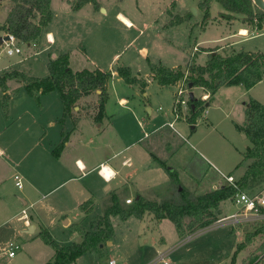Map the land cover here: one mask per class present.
Wrapping results in <instances>:
<instances>
[{
  "label": "crops",
  "instance_id": "1",
  "mask_svg": "<svg viewBox=\"0 0 264 264\" xmlns=\"http://www.w3.org/2000/svg\"><path fill=\"white\" fill-rule=\"evenodd\" d=\"M73 1L58 0L59 4L55 5V0H52L53 18L45 29L43 36L37 41L24 43V52L23 54H18L17 58L2 59L0 61V76L17 70L33 77H47L50 74L49 61L61 54L68 53L70 67L74 71L99 67L105 71L112 72L113 75L108 85L109 97L105 105V116L101 122L95 119L98 112L99 91L79 99L72 114L68 115L63 127L59 119L63 116L64 104L58 91L40 93L38 99H36L28 94L24 82L18 79L7 80V91H4L0 86V257L8 255L7 246L10 242H16L22 248L21 242L17 239L23 233H29L31 238L24 243L23 248L29 247V251H31V254L33 253L30 258L36 264H47L55 256V250L51 248V245L39 242L37 246L38 253L36 254H34L33 248L31 249L32 240L41 236L40 232L42 229L47 228L58 243L71 244L78 241V238L82 240V236L72 227V224H78L86 231L91 230L93 221L103 213L105 205L109 203L112 194H118L122 201L125 198L134 199L139 195L148 200H154L146 197V192L160 188H155L157 183L152 181L154 180L152 175L157 172V167L161 165L153 158V154L159 160L165 162L167 166L171 165V161L176 160L177 166L172 168L178 171L182 183L195 194H204L227 185V183L229 184L228 180L227 182L222 181L220 185L216 184L218 180L213 176V172L224 174L221 161L205 157L210 163V166H207L208 169H205L202 162L199 161V164L196 159H190L191 164L185 163V157L189 153H186L187 148L181 142L176 147L174 143L166 144L169 149L166 159H162L160 157L162 155L159 156L158 152L151 146L150 143L153 142L149 140L151 135L156 134L155 136L159 140H163L172 133V130H175L178 134L176 120L187 121V117L171 121L165 120L159 124L157 123L158 120H156L158 117L153 119L150 117L155 124L153 129L148 133L146 132L144 137L129 139L131 135H128V132L133 126L132 121H134V118L137 119V123L141 121L139 120L136 107L134 111L129 106L131 100L129 97L127 98V93L119 91L115 95L113 94V82L115 79L117 82H123L127 88L135 92V94L132 93L131 95H142L146 98L147 103L150 104L151 93L149 90L154 83H158L161 89L176 87L178 90L182 80L175 85L159 84L153 77L149 61L170 68L186 67L191 60H195L197 64L204 65L209 58V53L208 51H203L202 48L219 47V51L227 48L237 51L244 50L241 46L243 41L251 37L264 35V22H262L261 28H258L246 23L244 15L231 14V16H226L223 14L226 13L224 8L215 1L211 7V15L204 23V12L198 4L194 6V12L190 10L183 11L178 9L179 3H177V0H173L165 6V10L163 9L167 13L165 12L166 16L160 22V27H158L157 23L162 16L160 14L153 16L154 23L150 24L154 28L153 42H156L155 48H158L157 51L146 45L149 42L146 41V44L143 43L140 47L136 46L131 53L128 46L134 43L135 40L139 42L136 37L137 39L133 38L124 47L108 50V56L104 58L106 54L102 50L99 51L100 47L93 49L89 42L84 44L83 41L86 39L79 34H76V40L69 45V36L73 32L76 33L79 27L86 28L88 22H92L93 27L96 28L109 22V18H114L113 20L119 22V25L126 30L134 28L138 31L140 24L143 27H147L148 24L139 16L118 9L114 4L108 8L103 2L98 0L99 8H96L92 3H87L80 9L75 10ZM171 4L174 5L173 9L169 8ZM10 8L11 3L9 0H0V26L6 21ZM138 8L141 9L140 6ZM99 13L101 16L98 15ZM189 13H192L190 19L180 24H170L174 16L185 17ZM212 27L218 30L215 37L209 39L200 38L202 34ZM109 28L110 32L119 29L117 24L111 26V23ZM242 30H247L248 33L241 34ZM140 31L142 33V30ZM253 31L254 34L250 35ZM5 34V30L0 29V37ZM95 40H98L99 46L101 44L109 45L108 41H115L111 37ZM247 51L262 50L250 49ZM99 53L101 57H99ZM201 55H204L202 62L198 61ZM125 57L130 58V62L124 61L126 65L124 63L120 64L119 61ZM30 58L41 61L39 69H36V65L32 66L25 63ZM106 59L108 60V63L106 62L108 67H105V63H103V60L106 61ZM118 66H129L136 77L147 80L145 92H142L139 83H126L117 73ZM263 83L264 78L251 88L235 85L241 89V95L246 97L243 102L244 114L251 98L264 104V95L262 93H254L255 89H258ZM225 87L231 86H223L215 93L214 101L216 103H219V100H216L217 95ZM198 90L200 91L199 95L196 94ZM176 91H174V97ZM193 92L198 98H209V94L202 87H196ZM6 95L10 98L8 119L5 118L2 105V100ZM114 105L119 109L114 111L112 109ZM209 105L207 103L206 106ZM147 109L150 115L153 114L152 107H147ZM162 109L160 106L159 110ZM119 111L120 114L118 115ZM207 112L208 108L205 110L206 114ZM244 121L245 115L244 119L241 122H237V124L242 126ZM117 123L120 124L118 130L115 127ZM197 123L192 124L190 133H186L190 137L197 131ZM115 130L117 131L114 132ZM63 133L68 135V141L57 156L54 153V149L59 145ZM113 133H115V139L113 140L112 138L111 140L109 135ZM242 133L250 142L246 147L251 146L252 143L248 135L245 132ZM116 144L117 148L114 147ZM197 152L203 155L201 153L202 150L197 149ZM242 159L241 154L240 162ZM102 166L111 170L109 173L111 174L110 179L107 180L100 173ZM124 166H129L131 168L130 171L123 170ZM241 166L244 165H238V167ZM243 168L242 174H244L247 166ZM134 171L137 174L141 172L145 175L149 183L143 185L138 180L133 179L131 174ZM16 174L22 177L23 186L21 188L17 186L21 191L15 195L5 188V182L13 179L16 184ZM170 185L172 187V183ZM131 192L136 193L133 194ZM122 193H125V195L123 196ZM89 200L93 201L92 210L85 211L81 208V205ZM226 202L221 203L223 210ZM24 209H26L29 222H26V217H23ZM223 216H226V214ZM118 217L121 216H112L114 229H116L115 222ZM133 218L137 220H133ZM163 220L157 219L154 214L147 212L143 218H137L132 215L128 219L123 220V222L126 223L127 228H130L132 232L130 224L135 223V221L139 224L138 231H146L150 227V223H157L160 227ZM262 221L264 222V220ZM247 227L248 225L246 224L245 228ZM60 228L64 229L62 232L64 239L62 240L57 239L56 235V232L61 231ZM115 236L116 230L114 237L110 241L101 245L99 249L87 251L71 264H97L98 260L106 258L104 255L107 248L109 250L113 248L118 257H121L120 259L126 260L125 264H133L134 258L130 255V252H122L120 247L115 246ZM179 237L186 239L188 236L181 237L179 235ZM161 242L162 244H167L164 237H162ZM16 255L17 253L13 257H16ZM162 256L165 259V252L160 255L159 260L163 258ZM110 258L117 260V257L110 256ZM117 261L123 264V261Z\"/></svg>",
  "mask_w": 264,
  "mask_h": 264
},
{
  "label": "trees",
  "instance_id": "2",
  "mask_svg": "<svg viewBox=\"0 0 264 264\" xmlns=\"http://www.w3.org/2000/svg\"><path fill=\"white\" fill-rule=\"evenodd\" d=\"M9 1L11 8L0 29L13 34L24 43L39 40L53 18L52 0ZM215 1L226 11L223 13L224 15H244L246 23L261 28L262 22H264V10L259 8L254 0H200L199 7L204 12L203 21L210 17L211 7ZM87 3H92L96 8H99L98 0H76L73 1V8L78 10ZM191 16L192 13L185 17L176 15L170 24H180L190 19ZM202 50L209 53V58L204 65L191 60L186 67L170 68L149 61L153 77L159 84L175 85L184 80L189 94L196 87H202L209 94L208 99L189 96L190 110L187 121L191 124L197 123L198 115L205 109L207 103H211L215 93L221 87L243 85L246 88H251L264 78V51H237L235 49L219 51V47L202 48ZM48 67L50 74L42 78L13 70L0 76V86L4 91H7V80L18 79L24 82L28 94L36 99L40 93L58 91L64 104V113L59 119L63 127L78 100L85 95L99 91L98 112L95 119L101 122L105 116V105L109 97L108 85L113 75L112 72L99 67L74 71L70 67L68 53L50 60ZM117 73L128 84L139 83L142 92H145L147 80L136 77L131 67L118 66ZM9 103L10 98L6 95L2 100L6 116L9 114ZM236 128L240 132H245L252 143L241 152L243 159L239 165L247 164V168L239 180L204 194H195L181 182L176 169L171 170L165 162L153 154V158L168 170L171 183L175 186V194L162 201L148 200L139 195L134 198L131 204H127L121 200L118 194L114 193L109 203L105 205L103 213L93 221L91 230L86 231L82 226L72 224V227L82 236V240L71 244L58 243L47 228L42 229L41 238L55 249L53 260L47 264H71L87 251L99 249L101 245L106 244L115 235L113 215H120L123 220H126L132 215L143 218L149 212L154 214L157 219L168 218L175 224L181 237L214 223L223 214L222 202L231 200L241 190H248L247 192L250 190L249 193H251L257 187L264 186V104L251 98L245 109L244 124L242 126L236 124ZM67 141L68 135L63 133L59 145L54 149L55 155L60 154ZM92 205L93 201L89 200L82 204L81 208L91 211ZM255 233H264V222H261Z\"/></svg>",
  "mask_w": 264,
  "mask_h": 264
},
{
  "label": "rangeland",
  "instance_id": "3",
  "mask_svg": "<svg viewBox=\"0 0 264 264\" xmlns=\"http://www.w3.org/2000/svg\"><path fill=\"white\" fill-rule=\"evenodd\" d=\"M100 1L108 8L114 4L118 9H122L139 16L148 24L147 27H143L142 24H140L141 26L138 31L134 28L126 30L123 26L119 25V22L114 21V18H109V22L96 28L93 27L94 25H92V22H88V26L86 28L79 27L76 33L73 32V34L69 36V45L76 40V34H79L81 37L86 39L83 41L84 44L89 42L93 49L100 47L99 51H104L106 54L104 55L105 58L108 56V50H116L124 47L126 43H129L133 38L137 37L139 42L135 40L134 43H131L128 46L131 53L135 50L136 46L140 47L141 44H146V41H149L146 45L154 49V51L158 50V48H155L156 42H153L154 28L150 26V24L154 23L153 16L160 14L162 16L157 22L158 27H160V22L164 20L166 16V11H164L166 9L165 6L173 0ZM199 1L200 0H177V3H179L178 9L183 11L190 10L194 12V6L196 4L199 5ZM58 4V0H55V5ZM138 6H140L142 10L139 9ZM173 7L174 5L171 4L169 8L173 9ZM100 13L98 14L99 16H101ZM206 21L203 22L206 23ZM110 23L111 26L117 24L119 29L116 30L114 28L115 31L110 32ZM140 30H142V33ZM217 33L218 30L215 27H212L202 34L200 38H213L217 35ZM252 34H254V31L253 33H250V35ZM103 37H111L115 41H108L109 45L101 44L99 46L98 40L95 39H101ZM132 44L134 45L133 47ZM21 46L25 48L24 45ZM241 46L245 51L250 49L264 51V35L262 34L256 37L248 38L243 41ZM227 50H230V48L225 49V51ZM17 56L18 54L12 57H5L4 59H15ZM99 57H101L100 53ZM203 60L204 55H201L200 58H198V61L202 62ZM124 61L130 62V58H122L119 62L120 64H123ZM106 62L108 63L107 59L106 61L103 60L105 67H108ZM25 63L32 66L36 65V69H39L41 65V61H36L34 58L26 60ZM124 64L126 65V63ZM176 90V87H165L161 89L158 83H154L153 87L149 90L151 93L150 105L147 103L144 96L131 95L132 93L135 94V92H133L130 88H127L123 82H117L115 79L113 82V94L115 95L119 91L127 93V98L129 97L131 100L129 106L132 107L134 111L136 107L139 120L141 121L140 123H137V119L135 118V122L130 120L133 122V126L130 128V132H128V135H131L129 139L144 137L146 132L148 133L153 129L155 124L151 121L150 117L152 119L154 117H158L156 119L158 120V124L163 123L165 120L171 121L176 119L173 110V103L175 101L174 91ZM240 90L241 89L237 86L225 87L222 89L216 99L219 100V103H216L214 101L215 98H213L210 105L206 106L205 109L198 115L196 120L198 122V128L197 131L193 133L194 135L192 137L186 134L192 131V124L186 120H176V128L179 133L177 134L175 130H172V133L167 135L163 140H159L158 137L155 136L156 134L151 135L149 139L153 141L150 143L151 146L156 152H158L159 156H163H160L162 159H166V156L169 154V149L166 147V144L174 143V146L176 147L177 144L181 142L184 144L183 146L187 148L186 153H189L188 156L185 157V163L191 164L189 160L196 159L198 162H202L204 168L206 169L207 166H210V163L207 160L208 158L219 162L221 161L223 164L222 171L224 174L221 172H219V174L213 172V176L218 180V183L216 184L220 185L222 181L227 182L226 176L230 173L235 176L236 180H239L246 172L245 169L244 174H242L244 171L243 167L246 168L247 166V164H244V166L238 167L241 159V151L245 149L246 145L250 144L248 139H246V136L236 128L237 122H241L245 115L243 102L246 100V97L241 95ZM254 93H262L264 95V83L260 85L258 89H255ZM196 94L199 95L200 91L198 90ZM160 106L163 108L162 110H159ZM116 107L117 106L114 105L112 109H114V111L118 110L119 108ZM147 107L153 108V114H149ZM207 108L208 112L206 114L205 110ZM183 110L184 112L181 113L180 119H185L190 109L185 108ZM119 114L120 111L118 112V115ZM4 115L5 118H9V114L6 116L4 112ZM115 127L118 130V128H120V124L117 123ZM114 135L115 133L110 134L109 138L111 140L113 138L114 140ZM114 147L117 148V144ZM196 148L200 151L202 150L201 153H203V155L197 152ZM205 157L208 158L206 159ZM175 166H177L176 160L171 161V165H168L167 167L172 168ZM157 168V172L152 175V177H154V180L152 181H156L157 183L155 188H160L153 189L148 193L146 192V197L162 201L163 199L170 198L175 194V186L172 185L171 187L170 185L171 178L166 167L160 165ZM130 169L131 168L129 166L123 167V170L125 171H130ZM131 175L133 179L138 180L139 183L143 185H147V183H149V180H147L146 176L141 172L137 174L134 171ZM5 188L15 195L19 194L21 191L13 179L6 180ZM261 188H263V185L261 187H257L253 190V192L259 191ZM131 193L135 194L136 192ZM122 194L123 196L125 195V193ZM124 201L127 204H131L127 202L126 198ZM223 208V214L220 217L225 214H233L239 210L238 206L233 203L232 199L228 200ZM133 220L137 219L133 218ZM261 222L263 221L245 222L241 225H237V228L228 221L220 224L212 223L200 230L187 234L190 238L187 237L188 239H183L179 237L175 224L168 218L163 220L160 227L157 223H150V227L147 228L146 231H138L139 224L135 221V223L130 224L132 229L131 232L130 228H127L126 223L123 222L122 218L118 217L115 222V246L120 247L122 252H130V255L134 258V262L132 261L133 264H164V260L168 261L169 264H264V233H255ZM246 224L248 225L247 228H245ZM60 229L61 231L56 232V235L57 239L62 240L64 239V236L62 235L64 229ZM162 237L166 239L167 244H162ZM30 238L31 235L29 233H23V235L17 239L21 242L22 248L17 250L16 257L10 258L7 254L2 255L0 257V264H36V262L30 258V255H33V253L31 254L29 247L23 248L24 243L28 242ZM39 242L44 244L41 236H39V238L35 237L32 240L31 249L33 248L34 254L38 253L37 246L39 245ZM105 252L104 256L106 258L98 260L97 264H109V260L111 259L110 256L117 257V260H121L123 261V264H125L126 260L120 259L121 257H118L113 248L110 250L107 248ZM163 252H165V259L159 260L160 255Z\"/></svg>",
  "mask_w": 264,
  "mask_h": 264
},
{
  "label": "built area",
  "instance_id": "4",
  "mask_svg": "<svg viewBox=\"0 0 264 264\" xmlns=\"http://www.w3.org/2000/svg\"><path fill=\"white\" fill-rule=\"evenodd\" d=\"M6 36H9L6 38ZM0 42V61L5 57H12L16 54H23L24 48L21 45H24V42L17 39L13 34L6 32L2 37ZM189 90L184 85V80H182L181 86L175 94L174 102V113L176 119L181 117V113L184 112L183 109L189 108ZM100 173L108 180L111 178V174L107 175L104 172V166L101 167ZM230 184H233L236 180L233 175L226 177ZM16 185L21 188L23 186L22 177L19 174L15 175ZM233 203L238 206L239 210L233 214L223 216L216 220L215 224H220L223 222H230L233 226L241 225L245 222H254L264 220V186L259 191L251 194L247 191L241 190L232 198ZM128 203H132L133 199L128 198ZM26 217V222L28 221V215L26 209L23 210ZM20 248V245L16 242H10L7 246V253L10 257L15 256L17 250ZM164 260V256H162ZM109 264H120L117 260H109ZM164 264H169L168 261L164 260Z\"/></svg>",
  "mask_w": 264,
  "mask_h": 264
},
{
  "label": "water",
  "instance_id": "5",
  "mask_svg": "<svg viewBox=\"0 0 264 264\" xmlns=\"http://www.w3.org/2000/svg\"><path fill=\"white\" fill-rule=\"evenodd\" d=\"M255 4L261 8L262 10H264V0H254ZM3 36L0 37V42L2 41V38ZM9 36H6V38H8ZM190 97L191 98H194L195 97V94L193 91L190 92ZM171 170H173V168H170ZM78 241H81V238H78Z\"/></svg>",
  "mask_w": 264,
  "mask_h": 264
},
{
  "label": "bare ground",
  "instance_id": "6",
  "mask_svg": "<svg viewBox=\"0 0 264 264\" xmlns=\"http://www.w3.org/2000/svg\"><path fill=\"white\" fill-rule=\"evenodd\" d=\"M247 33H248L247 30L241 31V34H247ZM104 172L108 175L111 172V170H109L107 167L104 166Z\"/></svg>",
  "mask_w": 264,
  "mask_h": 264
}]
</instances>
